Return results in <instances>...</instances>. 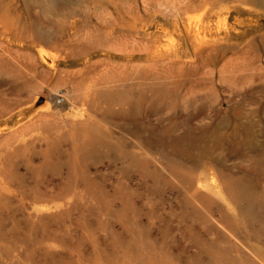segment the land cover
I'll use <instances>...</instances> for the list:
<instances>
[{
  "label": "rangeland",
  "instance_id": "1",
  "mask_svg": "<svg viewBox=\"0 0 264 264\" xmlns=\"http://www.w3.org/2000/svg\"><path fill=\"white\" fill-rule=\"evenodd\" d=\"M0 264H264V0H0Z\"/></svg>",
  "mask_w": 264,
  "mask_h": 264
},
{
  "label": "crops",
  "instance_id": "2",
  "mask_svg": "<svg viewBox=\"0 0 264 264\" xmlns=\"http://www.w3.org/2000/svg\"><path fill=\"white\" fill-rule=\"evenodd\" d=\"M52 86L53 89L59 87L58 84H52ZM69 97L70 102H72L71 99L73 98V95L71 93H69ZM62 119L63 118L59 113L50 110L47 105H43L41 106V110L37 111L30 120L15 125V130L24 133L27 129L34 126L36 122H39V125H42L44 123H59Z\"/></svg>",
  "mask_w": 264,
  "mask_h": 264
},
{
  "label": "built area",
  "instance_id": "3",
  "mask_svg": "<svg viewBox=\"0 0 264 264\" xmlns=\"http://www.w3.org/2000/svg\"><path fill=\"white\" fill-rule=\"evenodd\" d=\"M57 102L63 104L65 102V96L62 93L57 94Z\"/></svg>",
  "mask_w": 264,
  "mask_h": 264
}]
</instances>
